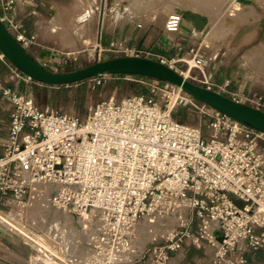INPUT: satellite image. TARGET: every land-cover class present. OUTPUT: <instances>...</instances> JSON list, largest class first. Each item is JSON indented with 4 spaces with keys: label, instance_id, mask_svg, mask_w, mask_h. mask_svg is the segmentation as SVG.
I'll list each match as a JSON object with an SVG mask.
<instances>
[{
    "label": "built area",
    "instance_id": "2783aa9c",
    "mask_svg": "<svg viewBox=\"0 0 264 264\" xmlns=\"http://www.w3.org/2000/svg\"><path fill=\"white\" fill-rule=\"evenodd\" d=\"M35 1L0 0L1 21L26 50L36 44L37 35L29 33L15 9ZM182 21L177 10L170 12L166 32H177ZM96 49L98 59L102 52L150 55L113 43L103 47L99 42ZM189 59L193 65L183 58L157 60L216 90L204 74L202 55L191 49ZM180 61L188 65L187 75L177 67ZM9 66L16 77L32 80ZM192 68L199 77L190 74ZM102 77L143 83L148 93L101 100L81 118L42 107L3 87L0 79L2 96L11 105L0 155V213L22 219L31 200L42 198L72 218H93L88 253L79 264H170L186 247L212 248L216 264H248L250 254L264 251V133L168 82L129 74L92 80ZM225 86L216 91L223 94ZM170 90L180 103L181 94L190 97L206 118L205 131L173 117L174 105L158 98ZM231 98L264 111L262 95ZM231 196L244 204H235ZM168 215L179 217L178 223L163 242L146 245L138 255V223Z\"/></svg>",
    "mask_w": 264,
    "mask_h": 264
},
{
    "label": "rangeland",
    "instance_id": "374dc122",
    "mask_svg": "<svg viewBox=\"0 0 264 264\" xmlns=\"http://www.w3.org/2000/svg\"><path fill=\"white\" fill-rule=\"evenodd\" d=\"M169 2V0H36L33 6L29 4L22 5L21 3L20 5L26 8L30 7L37 11L38 14L43 13L45 15V20L36 19L38 21H32L33 23H37L41 32L40 34L36 33L37 38L34 45L37 46L41 43L45 50L43 56H45L47 60L46 64L50 68L57 72H64L82 68L97 61L111 58L112 56L121 55V53L102 52L100 59H98L96 32L90 23L92 19H96L99 11H102V16L103 14L104 16L110 15L117 19L123 17V12H126V15L127 13H131L138 17L141 11L148 10L147 18L152 19L159 14H167L173 11L174 5H171ZM200 10L199 6L191 8V11L201 14ZM55 14L57 15L53 18ZM235 14L234 12L228 17L227 21L233 22ZM58 18L68 30L60 31L63 27L58 28ZM33 23H31L32 26H34ZM53 26L54 28L57 27V30ZM39 35L44 38L39 40ZM34 45H30L28 49L31 50ZM4 59L11 64L6 58ZM186 61L189 63L190 59L187 57ZM186 66L188 65L186 64ZM252 66L254 71L263 73L259 63L258 65L252 64ZM177 67L180 68L178 65ZM195 69L192 68V70ZM17 79L20 78L17 77ZM30 81L32 82V80ZM34 83V92H29V97L38 105L42 107L49 106L62 112L76 114L81 118L87 115L92 105L101 100L110 97L120 99L126 95L139 92L148 93V88L145 84L131 79L116 77H102L96 80L89 79L80 84H71L63 87L50 86L38 82ZM39 84L44 86H39ZM181 97L184 99L180 103L176 92L173 93L170 90L166 93L160 92L158 94V98L163 100L164 103L174 105L176 111L183 110L187 113L185 118L177 117L178 120L199 126L205 131L206 118L191 104L190 97L184 94H181ZM262 148L264 149V145ZM31 203L22 219L13 217L8 212L0 213V216H3L11 223L10 226H6L8 230L6 235L0 233V264H79L80 258L86 254L87 238L91 232L92 225L95 224V220L89 217V219H86L87 222L82 224L78 222V218H73L72 221H75L81 227L78 229L79 232H75L74 237L71 239V247L68 249L66 241H64L66 240L64 228L61 229L62 235L60 237H56V235L50 233L51 221L57 218L66 220L65 213L57 211L52 207H49L47 211H41V207L47 204L45 199L31 200ZM37 212H41L45 216V223L41 226L35 222ZM81 219L83 220L84 218ZM145 221L146 218H143L138 223L136 230L134 244H136L135 247L139 250L138 255L143 253L146 245L150 248L153 242H163L169 233H165L159 229L158 233L140 249L137 245L139 240L138 229L140 227L143 228ZM196 225L195 223L193 228H196ZM259 252L264 254L263 250ZM249 256H252L254 260L249 261L248 264H264L255 254H250Z\"/></svg>",
    "mask_w": 264,
    "mask_h": 264
},
{
    "label": "crops",
    "instance_id": "0c3cea01",
    "mask_svg": "<svg viewBox=\"0 0 264 264\" xmlns=\"http://www.w3.org/2000/svg\"><path fill=\"white\" fill-rule=\"evenodd\" d=\"M169 1L171 5H174V10H191L192 7L199 6L201 9L199 12L208 19L205 28L198 30L191 23L183 20L177 32H166L165 21L172 11L159 14L152 19L147 18L148 10L141 11L138 17L135 14L127 13L126 15V12H123V17L117 19L110 15L104 16L103 14L102 16V11H99L96 19H92L90 23L96 32V42H100L103 47H109L113 43L121 45L124 49H144L149 51V57L166 60L182 58L186 60L187 57L189 58L191 49H195L202 55L204 74L214 89L220 90L226 85L223 94L229 97L233 94L264 96V0ZM234 12L236 13L233 17L235 20L228 22V17ZM15 14L25 24L29 33H41L37 23L32 21L45 20L43 13L38 14L30 7L26 8L18 4ZM57 22L58 28L63 27L61 30L64 31L66 27L59 21V18ZM54 29L57 30V27ZM43 38L41 35L38 36L39 40ZM27 52L38 61H47L43 56L45 50L41 43L32 46L31 50L27 49ZM258 63L263 73L254 71L252 64L258 65ZM177 65L181 70L187 71L186 63L180 61ZM190 74L199 77L200 71L190 70ZM0 79L3 87L11 88L15 92L28 96L29 92H34L35 83L17 79L9 63L1 57ZM39 86L44 85L39 84ZM10 108L9 101L2 96V91H0V155L2 144L7 137ZM252 260H254L253 257ZM170 264L216 263L213 260L212 248L186 247L172 256Z\"/></svg>",
    "mask_w": 264,
    "mask_h": 264
},
{
    "label": "water",
    "instance_id": "95a60500",
    "mask_svg": "<svg viewBox=\"0 0 264 264\" xmlns=\"http://www.w3.org/2000/svg\"><path fill=\"white\" fill-rule=\"evenodd\" d=\"M183 20L196 29L203 30L208 23L206 16L189 9H177ZM0 51L4 57L22 74L30 79L50 86H67L87 81L102 75H139L168 82L180 87L196 100L225 113L246 126L264 133V111L216 90L208 89L184 77L169 65L153 58L134 55H120L75 70L57 72L36 60L11 35L0 19ZM234 203H244L231 196ZM0 233L4 232L0 228Z\"/></svg>",
    "mask_w": 264,
    "mask_h": 264
},
{
    "label": "bare ground",
    "instance_id": "6f19581e",
    "mask_svg": "<svg viewBox=\"0 0 264 264\" xmlns=\"http://www.w3.org/2000/svg\"><path fill=\"white\" fill-rule=\"evenodd\" d=\"M53 28H54V26H53ZM64 29L68 30L66 28H64ZM60 31H62V30H60ZM69 36H70V34H69ZM190 63L192 64L193 62L190 61ZM188 72H189V70L187 72H185V75H187ZM46 203L47 204L45 206L43 205L44 207H41V209H40L41 211H47L49 209V207L54 208L53 206H51L48 203L47 200H46ZM43 204H45V203H43ZM54 209H56V208H54ZM57 211H59V210H57ZM64 213H65L64 215L66 217V220H61V219L57 218V219H54L53 221H51V223H50V228H51L50 233L53 234V235H56V237H60L62 235L61 234V229L64 228V237L66 239L64 241H66L65 242L66 243V247L68 249H70L71 243H72L71 239L74 237L75 232H77L78 229H80L79 227H81V225L79 226L78 223H76L75 221L73 222L72 221L73 218L70 215H68L67 212H64ZM86 219H88L87 216H85V218L83 220L82 219L81 220L78 219V222H81L82 224H84V222H87ZM35 220L34 221L37 222V225L41 226V225H43L45 223V216L41 212H37V214L35 216ZM178 221H179V217H177L175 215H168V216H165V217H157V218H155L153 216H147L146 217V221H145V223L143 225V228L140 227L138 229V237H139V240H138V243H137L138 248L141 249L142 246H144V244L148 240H150L154 235H156L158 233L159 229H160V231L163 230V232H165V233L170 232L171 229L174 228V226L178 223ZM10 225H11V223H10L9 220L4 218L3 216H0V228L4 232L3 235H6V232H8V230L6 229V226H10ZM3 227H5V228H3ZM137 228H138V226H137ZM137 228H136V230H137ZM134 245L136 246V244H134ZM87 253H88V247H87V250H86V254Z\"/></svg>",
    "mask_w": 264,
    "mask_h": 264
},
{
    "label": "trees",
    "instance_id": "16d2710c",
    "mask_svg": "<svg viewBox=\"0 0 264 264\" xmlns=\"http://www.w3.org/2000/svg\"><path fill=\"white\" fill-rule=\"evenodd\" d=\"M85 82V81H84ZM80 83H82V82H80ZM80 83H78V84H80ZM58 87H63V86H58ZM140 93V92H139ZM186 112L185 111H176L175 109H174V111H173V113H172V115H173V117L174 118H176L177 119V117H182V118H185L186 117ZM255 256L258 258V259H260V260H262V261H264V254H262V253H260V252H257V253H255ZM251 256H249V261L251 262Z\"/></svg>",
    "mask_w": 264,
    "mask_h": 264
}]
</instances>
